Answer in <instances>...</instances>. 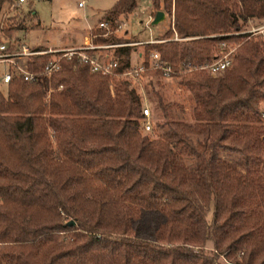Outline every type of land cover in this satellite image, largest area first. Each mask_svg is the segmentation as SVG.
Returning <instances> with one entry per match:
<instances>
[{
	"label": "trees",
	"instance_id": "16d2710c",
	"mask_svg": "<svg viewBox=\"0 0 264 264\" xmlns=\"http://www.w3.org/2000/svg\"><path fill=\"white\" fill-rule=\"evenodd\" d=\"M150 3L177 39L143 43L144 64L156 52L174 70L197 67L226 42L238 45L230 66L217 78L182 73L193 123L166 120L155 138L139 133L142 104L129 83L74 57L51 75L46 102L41 84L1 86L0 264H264V31L235 34L264 18V0ZM134 7L116 0L99 20L114 29ZM16 29L3 25L2 38ZM101 33L92 41L130 43ZM131 50L113 47L117 70ZM155 96L168 118L170 104Z\"/></svg>",
	"mask_w": 264,
	"mask_h": 264
},
{
	"label": "rangeland",
	"instance_id": "374dc122",
	"mask_svg": "<svg viewBox=\"0 0 264 264\" xmlns=\"http://www.w3.org/2000/svg\"><path fill=\"white\" fill-rule=\"evenodd\" d=\"M116 0H23L16 4V0L5 3L0 7V19L2 25L17 28L12 32L11 38H19L27 45L51 46L57 47L68 44L72 41L81 42L83 35L97 28V20L103 14L104 10L109 9ZM82 2L78 7L77 3ZM162 18L157 23L152 24L153 10L150 0H135V7L117 24L120 27L115 31L110 30L115 37L130 41L132 50L130 52V64L136 65L143 61V43L148 40H168L177 39L175 35L166 37V32L171 27L170 19L162 13ZM264 23L262 19H252L241 23L240 29L247 30L251 26H257ZM94 24V25H93ZM91 29L87 32V28ZM116 25V26H117ZM91 36V35H90ZM255 36V35H252ZM260 40V39H258ZM97 43V42H94ZM233 46V44H230ZM111 49L103 50L112 54ZM219 51H213L216 55ZM140 53V58L138 54ZM147 72V73H146ZM139 75L136 80L125 76H110L109 82L113 80H125L129 87L133 88L139 95L141 104H145L150 111L151 131L144 133L139 130L141 135H148L155 138L162 131L166 130V120H177L192 124L193 120L190 114L192 100L187 89L179 84V73L175 76L161 77L160 75L148 74L151 70ZM223 74V73H222ZM217 76H208L217 78ZM43 90V101L46 102L52 91ZM58 89V88H57ZM161 97L164 103L170 104L169 117H163L159 108L155 106L156 96ZM262 123H264V101L260 104ZM195 138V137H193ZM264 139V137H263ZM220 156L236 167L241 166L240 158L235 154L220 152ZM187 167H191L192 161L185 158ZM65 235V234H63Z\"/></svg>",
	"mask_w": 264,
	"mask_h": 264
},
{
	"label": "built area",
	"instance_id": "2783aa9c",
	"mask_svg": "<svg viewBox=\"0 0 264 264\" xmlns=\"http://www.w3.org/2000/svg\"><path fill=\"white\" fill-rule=\"evenodd\" d=\"M23 2V0H16V4ZM82 2H78L77 6L81 7ZM2 22L0 19V87L9 83L12 80H21L43 85L44 91L48 92L52 89L47 87L49 79L52 74L57 72L60 68V61L62 59H71L74 57L79 63L86 64L91 72H98L102 75L110 76H125L136 80L140 74L147 70L158 71L161 77L175 76L179 73H184L192 69L204 70L211 76L222 74L227 69L233 59L234 51L237 44L231 46L226 42L220 44V50L213 60L210 62L199 65L197 67H190L181 64L179 68L174 70L172 66L159 59L156 52L149 55L146 64L139 62L136 65L129 64L122 70H117V61L112 57L106 56L105 49L113 48L121 45H129L130 43L120 44H107V43H94L90 36L89 41L82 44L68 48H35L27 46L19 38H2ZM120 26L117 25L114 30L116 31ZM97 28L103 30L99 36H106L110 34V26L106 20H99ZM264 31V23L251 26L247 30H240L237 33H246L250 35L261 34ZM262 39V38H260ZM159 40H148L140 43L158 42ZM163 41V40H160ZM43 56L41 65L37 69L35 63L38 62L35 57ZM40 61V60H39ZM150 111L145 104L142 105L140 110L139 130L147 133L151 131Z\"/></svg>",
	"mask_w": 264,
	"mask_h": 264
},
{
	"label": "crops",
	"instance_id": "0c3cea01",
	"mask_svg": "<svg viewBox=\"0 0 264 264\" xmlns=\"http://www.w3.org/2000/svg\"><path fill=\"white\" fill-rule=\"evenodd\" d=\"M105 11V10H104ZM99 20H97V22H98ZM96 22V23H97ZM94 25V24H93ZM93 25H91L90 27H88L87 28V32L91 29V27L93 26ZM90 35H92L91 34V32H90ZM90 35H89V32H88V34L87 35H83V38H82V40H81V42H75V41H72V42H70V43H68V44H64V45H62V46H57V47H51V46H47V47H44V46H36V45H27L25 42H23L24 44H26L27 46H33V47H40V48H51V49H54V48H68V47H74V46H78V45H80V44H82L83 42H85V41H89L90 40ZM109 49H111V48H109ZM106 51H107V49H106ZM103 52V51H102ZM105 54H106V56H108V57H110L111 56V54H109V53H107V52H104ZM138 56V58H140V53L137 55Z\"/></svg>",
	"mask_w": 264,
	"mask_h": 264
},
{
	"label": "water",
	"instance_id": "95a60500",
	"mask_svg": "<svg viewBox=\"0 0 264 264\" xmlns=\"http://www.w3.org/2000/svg\"><path fill=\"white\" fill-rule=\"evenodd\" d=\"M162 15H163L162 12H160V11L156 12V13L154 14V17H153V20H152L151 23H152V24L157 23L159 20H161ZM66 224H67V225H72L73 222H72V221H68Z\"/></svg>",
	"mask_w": 264,
	"mask_h": 264
}]
</instances>
